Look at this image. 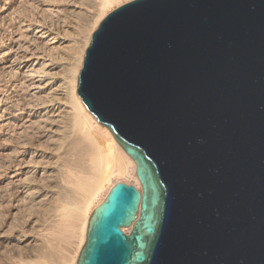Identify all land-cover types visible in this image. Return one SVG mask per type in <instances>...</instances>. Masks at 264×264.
<instances>
[{"label":"water","instance_id":"water-1","mask_svg":"<svg viewBox=\"0 0 264 264\" xmlns=\"http://www.w3.org/2000/svg\"><path fill=\"white\" fill-rule=\"evenodd\" d=\"M76 92L142 186L111 188L77 264H264V0L123 4Z\"/></svg>","mask_w":264,"mask_h":264},{"label":"bare ground","instance_id":"bare-ground-1","mask_svg":"<svg viewBox=\"0 0 264 264\" xmlns=\"http://www.w3.org/2000/svg\"><path fill=\"white\" fill-rule=\"evenodd\" d=\"M130 1L0 0V264H76L70 247L80 250L111 188L142 191L136 163L76 92L93 32ZM42 208L52 241L31 261L40 246L31 212Z\"/></svg>","mask_w":264,"mask_h":264},{"label":"rangeland","instance_id":"rangeland-1","mask_svg":"<svg viewBox=\"0 0 264 264\" xmlns=\"http://www.w3.org/2000/svg\"><path fill=\"white\" fill-rule=\"evenodd\" d=\"M119 7V6H118ZM118 7H116V8H118ZM116 8H114L113 10H115ZM22 9L23 8H21V14H23V15H25V16H31V14H32V12L29 10V12H28V9L27 10H25V9H23V11H22ZM112 10V11H113ZM27 14H29V15H27ZM47 16L48 15H45L44 17L41 15V17L40 18H44V19H47ZM68 17H67V20L69 21V19H71L70 20V22H73V23H75V22H78V20H80V19H76L75 17L73 18L72 16H69V15H67ZM71 17V18H70ZM75 19H76V21H75ZM79 24H81L82 23V19L80 20V22H78ZM5 28H7V26H5ZM0 85H1V83H0ZM1 87V86H0ZM118 183V182H117ZM116 183V184H117ZM128 185H133V184H128ZM109 193V192H108ZM107 195V194H106ZM106 198V197H105ZM105 198H103V201L105 200ZM102 201V202H103ZM46 211V210H45ZM44 211V208H42L40 211H37V210H33L32 212H31V216H32V223H30V228L31 229H33L32 231H33V233L34 234H37L36 235V237L38 238V244H40V246H38V247H36V249L35 250H38L39 252H37V251H35L34 253V255H30L31 257H30V260L31 261H37L38 260V256H39V254H41V252L42 251H45L46 250V247L44 248V246L42 245V244H44L46 241V238L47 239H50L51 238V241H52V237L51 236H48V234H47V230L49 229V226H50V224H49V220H50V214H51V212H50V210H48V211H46L45 212ZM48 213V214H47ZM91 214H92V212H91ZM91 214L89 215V219H90V216H91ZM18 219H17V222H18V224H21V225H23L24 224V220H26L27 218H26V215H24V216H18L17 217ZM24 218V219H23ZM89 223V222H88ZM31 224H33V225H31ZM124 228V227H123ZM122 228V229H123ZM125 233V232H124ZM130 233H131V231H130ZM129 233V234H130ZM48 241V240H47ZM86 241H87V238L85 239V241H84V243L82 244V246H81V248H80V250L77 248V246L75 245V246H73V247H70V250H71V255H73V257L74 256H76V264H77V262H78V259H79V256H80V254H81V251H82V249H83V247H84V245L86 244ZM56 243V242H55ZM59 244V242H57L56 243V246ZM46 245V244H45ZM77 245H78V243H77Z\"/></svg>","mask_w":264,"mask_h":264}]
</instances>
